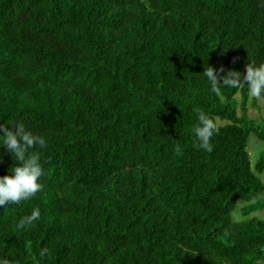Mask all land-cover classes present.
I'll list each match as a JSON object with an SVG mask.
<instances>
[{"label":"trees","instance_id":"trees-1","mask_svg":"<svg viewBox=\"0 0 264 264\" xmlns=\"http://www.w3.org/2000/svg\"><path fill=\"white\" fill-rule=\"evenodd\" d=\"M248 63L264 64V0H0V126L46 141L42 190L0 206V264H264V154L253 170L248 152L264 121L246 84L222 85ZM2 135L0 177L17 166Z\"/></svg>","mask_w":264,"mask_h":264},{"label":"clouds","instance_id":"clouds-1","mask_svg":"<svg viewBox=\"0 0 264 264\" xmlns=\"http://www.w3.org/2000/svg\"><path fill=\"white\" fill-rule=\"evenodd\" d=\"M219 71L222 73L224 71L223 67ZM203 74L210 82L211 91L219 96L221 94L219 87L221 83L217 71L212 67H207ZM244 84L248 86L250 98L261 99L262 94H264V64L255 66L253 63H248L246 74L243 76V83L240 72L228 71L223 76L222 85L228 88L239 89ZM193 111L198 114V123L192 128L196 141H198V143H194V147L211 153L213 146L210 141L214 133L219 130L217 123L200 108H194ZM13 129L15 130L0 126V131L3 133V145L13 154L17 162V166L12 170L13 175L0 177V206H7L9 203L19 204L42 190V184L38 182L43 175L40 153L30 151V149L35 148L37 145L44 148L46 147V141L42 136L27 131L23 123H18ZM175 152L177 155L183 154L179 144L176 145ZM258 199H260L259 196H254L250 198L248 203L254 205ZM39 218V209H34L31 215L25 216L19 221L17 227L23 229L26 226H31ZM46 252L47 249L42 250L41 256H44ZM2 264H9V262L4 260Z\"/></svg>","mask_w":264,"mask_h":264},{"label":"rangeland","instance_id":"rangeland-1","mask_svg":"<svg viewBox=\"0 0 264 264\" xmlns=\"http://www.w3.org/2000/svg\"><path fill=\"white\" fill-rule=\"evenodd\" d=\"M257 104L258 108H254L252 103H249V115L257 121H264V101L262 99H257ZM248 152L250 154L252 168L254 170L256 162L260 159L261 155L264 154V144H262L254 135H251L249 139ZM259 177L264 182V172ZM243 206H245V203L239 201L235 215H233L235 220L241 219L240 214H238V210ZM251 217L264 219V210L252 214Z\"/></svg>","mask_w":264,"mask_h":264}]
</instances>
